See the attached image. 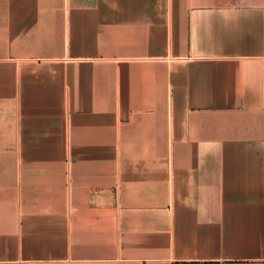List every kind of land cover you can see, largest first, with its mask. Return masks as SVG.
<instances>
[{
  "label": "crops",
  "instance_id": "1",
  "mask_svg": "<svg viewBox=\"0 0 264 264\" xmlns=\"http://www.w3.org/2000/svg\"><path fill=\"white\" fill-rule=\"evenodd\" d=\"M264 260V0H0V264Z\"/></svg>",
  "mask_w": 264,
  "mask_h": 264
},
{
  "label": "built area",
  "instance_id": "2",
  "mask_svg": "<svg viewBox=\"0 0 264 264\" xmlns=\"http://www.w3.org/2000/svg\"><path fill=\"white\" fill-rule=\"evenodd\" d=\"M245 264H264V260H262V261H249V262H246Z\"/></svg>",
  "mask_w": 264,
  "mask_h": 264
}]
</instances>
